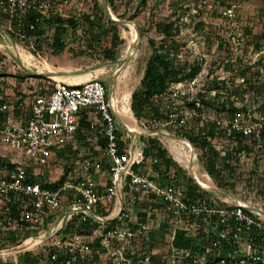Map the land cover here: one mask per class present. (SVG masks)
Here are the masks:
<instances>
[{
    "label": "built area",
    "instance_id": "obj_1",
    "mask_svg": "<svg viewBox=\"0 0 264 264\" xmlns=\"http://www.w3.org/2000/svg\"><path fill=\"white\" fill-rule=\"evenodd\" d=\"M51 7L47 0H0V12L10 22L7 34L25 42L22 19L34 11L38 14L36 21L43 22ZM221 11L224 18L235 21L234 5ZM35 25L30 23L29 27ZM255 71L259 75L264 72L261 66ZM238 79L247 83L245 77ZM54 81L48 92L35 97L27 118H0V143L9 152L0 153V232H30L20 243L0 247V261L12 257L11 264H18L19 254L49 246L46 264H82L94 254L91 242L81 238L89 230H99L112 245L140 236L142 222L134 209L145 202L149 206L161 204L168 217L182 224L174 229L173 239L177 230L183 229L197 244L196 248L179 250L173 242L168 260L158 264H264V194L255 188L263 186L264 181L254 180L251 173L255 168L251 156L264 145V77L253 80V88L240 87L231 100L223 101L222 113L210 126L214 135H206L211 146L225 157L226 166L245 172L242 187L234 192L221 190L209 172L203 174L204 182L192 168L193 181L203 191L197 196H190L176 183L158 182L154 173L150 176L144 170V145L137 146L141 134L122 124L116 99L100 78ZM192 81L196 83L197 78ZM219 93L221 90H215L213 98ZM232 101L234 110L229 106ZM194 103L192 110L174 105L170 122L185 125L197 114L205 123L207 115L199 111L202 99ZM6 111V104L0 103V112ZM82 119L88 127L80 129ZM154 123L159 125L161 121L154 119ZM79 134L85 138L79 139ZM69 144H83L81 153L88 149L100 155L82 156L52 187L43 179L45 168L61 164L64 157L58 156V151ZM190 144L194 151L195 146ZM195 157L199 159L197 153ZM106 169V181H97L95 175ZM149 170L154 172V167ZM235 178L225 182L231 185ZM125 220L126 226L121 224ZM114 221L118 222L111 225ZM85 222L94 228H82ZM66 227L72 228L74 236L60 242ZM139 261L146 264L144 259Z\"/></svg>",
    "mask_w": 264,
    "mask_h": 264
},
{
    "label": "rangeland",
    "instance_id": "obj_2",
    "mask_svg": "<svg viewBox=\"0 0 264 264\" xmlns=\"http://www.w3.org/2000/svg\"><path fill=\"white\" fill-rule=\"evenodd\" d=\"M47 1L53 6L48 9V16L53 14L65 19L81 18L84 13L93 16L96 13L102 14V9H105L106 13L103 12V15L110 17L104 0ZM113 1L114 8L106 0L112 14L120 20L135 23L140 31L139 40L134 46L136 53L127 61V50L132 44L128 23L113 20L118 42L116 46H113L116 55L111 60L104 55L100 45L95 44V47H89L86 31L90 25L85 21L81 20V26L76 31L69 30L61 36L59 34L66 45L62 51H55L50 41H47L48 38L52 39L58 35L54 26H48L45 23V40L43 39L38 45L35 41L26 43L18 37L13 36L15 37L13 38L7 34L10 22L0 12V88L4 93L6 115L15 121L23 120L30 115L35 97L48 92L54 86L55 79L51 77L49 67L57 71L64 79L76 76L81 81H85L91 77H98L107 84L109 92L116 99L122 124H126L134 133L141 134L137 141L138 147L145 145L142 136L160 138L169 154L188 172L186 176L192 177L193 168L197 176L207 182L203 176L208 173L203 158L206 150L194 145V151H192L191 146L186 143V140L192 143L187 133L198 132L201 129L207 133L212 126V120L222 113L223 108L219 110L218 104L231 100L232 96L238 94L240 87L249 88L250 84L240 83L238 79L240 71L246 76L247 81L248 79L252 81L251 85L253 80L258 81L264 77V72L263 76L253 74L260 66L264 70V0H147L146 4L143 0ZM228 5L235 6L236 22L227 20L222 15V8ZM162 22L171 23L169 28L171 35L168 37L160 31ZM232 36H236L235 41ZM111 39L112 32L105 41L108 47L111 46ZM152 39L157 41L166 39L169 48L176 43L178 46L176 63L187 65L188 69L190 65L198 63L201 64V70L193 78H186L170 85L167 93L159 98L160 106L157 108L161 110V117L149 113L138 118L132 110V113L124 110L123 97L126 92L130 93L131 106L132 94L140 89L154 50L151 46ZM260 61L262 63L258 64ZM195 78L197 82L191 84ZM216 84H226L227 86L222 89L227 95L222 96L219 93L221 96L216 95L214 99L213 95L217 89L209 91L208 88ZM230 93L231 95L228 96ZM206 95L208 97L204 99L210 100L211 104L216 106H206L202 103L207 115L205 123H201V118L197 114L189 117L185 125L170 122L169 113L174 105L192 110L193 102L203 99ZM154 119L160 120L161 123L156 125ZM118 124L122 125L120 122ZM202 134L205 133L202 132ZM128 140L126 143H129ZM0 153L9 154L1 143ZM195 153L199 156L198 160ZM251 157L255 165L251 172L252 178L264 181V145L258 147L255 155ZM78 159L79 156L76 158L70 151H65L61 164H52L49 168H45L43 179L55 186L62 181L64 170L75 165ZM150 166H145L144 170H148L151 176L154 172L149 170ZM233 173L237 175L234 176ZM108 174L109 169L102 171L99 180L105 182ZM244 176L245 172L231 171L229 180L236 177V183L233 182L231 185L223 181L218 182L212 176L211 178L218 182L217 187L221 190L234 192L237 187H242L241 180L245 178ZM177 177L180 180V176ZM255 188L260 190L264 187ZM127 196L133 197L129 192ZM140 206L134 211H138L139 220L142 222V232L134 240L123 241V243L114 242L112 245V241L104 238L99 230L96 232L89 230L81 236L82 239L90 241L94 249L93 257L90 260H84L85 263L143 264L139 260L145 261L146 257L148 259L145 261L146 264H158L162 260H168L174 242L173 231L182 224L168 217L161 204L149 206L142 202ZM121 224L126 226L127 221ZM71 229V227L63 229L60 242L74 236L71 235L73 232ZM29 235V231L11 234L0 232V247H11ZM48 250L49 246H41L27 252L43 257ZM23 254H19L18 257L20 258ZM129 256L133 257L129 259ZM123 258L128 260L122 261ZM13 260L12 257H8L0 262L11 264Z\"/></svg>",
    "mask_w": 264,
    "mask_h": 264
},
{
    "label": "trees",
    "instance_id": "obj_3",
    "mask_svg": "<svg viewBox=\"0 0 264 264\" xmlns=\"http://www.w3.org/2000/svg\"><path fill=\"white\" fill-rule=\"evenodd\" d=\"M108 2L110 3L111 7L114 8V1L108 0ZM143 2L144 4H146L147 0H143ZM103 12L106 13V10L102 9V14L96 13L92 16L91 14L84 13L81 18L70 19H65L60 15L55 16L51 14L49 17L44 18L43 22H37L36 19L38 17V14L34 11H29L27 15H25V17L22 19L23 26L21 27V30H24V33L26 35V43H30L29 41H35L38 45L43 39L45 40V23H47L48 26H54L57 29L58 35L54 36V38L52 39L48 38L47 41H50L55 51H62L65 48L66 44L62 42V38L60 36L65 34L69 30L76 31L77 29H79L82 20L90 25V28H88V31H86L88 34V36H86V41L88 42L89 47H95V44L100 45L103 48L104 55L108 59L113 60L116 55V50L113 48V46H116L118 42V35L113 26L114 21L108 15L104 16ZM16 23L17 21L15 20L14 24L16 25ZM30 23H36L33 29L29 27ZM170 25L171 23L162 22L160 26V31L163 32V35H166L167 37L171 35L169 30ZM111 32V46L108 47V45L105 44V41L107 36ZM151 46L154 50L142 78L141 87L140 89L134 91V93L132 94L131 110L138 118L149 115V113H153V115L156 117H161V110L157 108V106H160L159 98L167 93L170 85L175 82H181L186 78H193L201 70V64L198 63L190 65L189 69L187 65H180L176 63V54H178V46L176 43H174L171 48H169L166 39L161 41L152 39ZM261 63V61L260 63L258 62V64ZM233 65L235 66V64ZM240 73L241 77L246 78L242 71H240ZM253 74L256 76L257 74L259 75V72L255 71V73ZM100 80L104 83L107 92L109 93V87L107 86V84L102 79ZM247 83L250 84V88L254 87L253 85H251V80L248 79ZM226 86V84H216L214 87H209L208 90L211 91L215 88L222 91V88H225ZM258 89L262 91L263 87L262 90L261 88ZM224 93L225 91L223 90V93H221L222 96L225 95ZM221 94H218V96L220 97ZM3 95V90H1L0 88L1 104L5 103V98ZM228 95H231V93ZM202 103L206 106H216L211 104L212 102L210 100L204 98L202 99ZM218 105L217 106L219 110L224 106L223 103ZM193 106H195L194 102L192 104V107ZM229 106L231 110L235 109L233 101L229 103ZM199 111H203V107L199 109ZM5 117L6 113L0 112V118L2 120H5ZM86 127H88V123L85 119H82L80 122V129ZM202 132H204L205 134H202ZM187 134L193 145L201 146L206 150L203 158L207 171L218 182H225V180H227L229 176H231V171H233V169L226 166L225 157H222L208 141L206 135L213 136L214 132L212 131V129L209 128L207 133L203 131V129H201V131H190ZM78 138L83 139L85 137L79 134ZM142 138L144 139L143 142L145 143L143 148L145 161L142 165L144 167L147 165H151L152 167H154V178L158 182L176 183L178 185H181L184 187V189H186L187 194H189L190 196H197L198 194H202L203 191H199V187L193 181V178L188 175L186 176L188 172H186L184 168L169 154L168 149L158 138H145L144 136H142ZM84 145H86V142H84ZM83 148V144H79L77 147H74L73 144H69L64 149L58 151V156L64 157L65 151H70L76 158H78V156L79 158H81L82 156L93 158L94 156L98 157L100 155L99 153L92 152L88 149L83 150L81 153V150ZM137 167L138 166H136V168ZM173 170L174 172H172ZM101 174L102 172L100 171L95 175L97 181H100L99 178ZM177 176H180V180L177 179ZM262 187H264V184ZM259 192L261 194H264V188L260 189ZM117 222L118 221H114L113 223H111V225H115ZM82 226V228L89 229L94 225L90 224L89 222H85ZM174 245L179 250L197 247L196 241L193 239V236L187 234L183 229L177 230L174 239ZM22 256L18 258V264H46L47 262V255H44L42 257L30 252H26ZM0 264L2 263L0 262ZM82 264L87 263L83 262Z\"/></svg>",
    "mask_w": 264,
    "mask_h": 264
},
{
    "label": "bare ground",
    "instance_id": "obj_4",
    "mask_svg": "<svg viewBox=\"0 0 264 264\" xmlns=\"http://www.w3.org/2000/svg\"><path fill=\"white\" fill-rule=\"evenodd\" d=\"M128 28H129V33L131 34L132 44L135 42V45H136V43L138 42L139 38H138V31H137L135 25L133 24V22L128 23ZM131 51H132V55L136 53L135 49H133ZM48 71L51 72L50 75L53 78H55V79H61L62 78V76H60V74L57 71H55L54 69H52L51 67H49ZM123 100H124V104H123L124 110L127 111V112L132 113L131 112V108H130V93L129 92L125 93V95L123 97ZM186 142L189 145H191L188 140H186Z\"/></svg>",
    "mask_w": 264,
    "mask_h": 264
},
{
    "label": "water",
    "instance_id": "obj_5",
    "mask_svg": "<svg viewBox=\"0 0 264 264\" xmlns=\"http://www.w3.org/2000/svg\"><path fill=\"white\" fill-rule=\"evenodd\" d=\"M104 4H105V6H106V8H107V11H108V13H109V15H110V17H111V19L112 20H115V21H118V22H121V23H130V21H127V20H120V19H118L117 17H114V14H112V12L110 11V9H109V7H108V5H107V2H106V0H104ZM134 25H135V27H136V29H137V31H138V38L140 37V31H139V28H138V26L135 24V23H133ZM134 46H135V42L128 48V50H127V54H126V61L130 58V56L132 55V51L131 50H133L134 49ZM50 74H51V72H50Z\"/></svg>",
    "mask_w": 264,
    "mask_h": 264
},
{
    "label": "crops",
    "instance_id": "obj_6",
    "mask_svg": "<svg viewBox=\"0 0 264 264\" xmlns=\"http://www.w3.org/2000/svg\"><path fill=\"white\" fill-rule=\"evenodd\" d=\"M64 79V78H62ZM90 79V78H89ZM64 80H68V81H71V82H81V79L79 77H76V76H73V77H69L67 79H64ZM80 80V81H79Z\"/></svg>",
    "mask_w": 264,
    "mask_h": 264
},
{
    "label": "clouds",
    "instance_id": "obj_7",
    "mask_svg": "<svg viewBox=\"0 0 264 264\" xmlns=\"http://www.w3.org/2000/svg\"><path fill=\"white\" fill-rule=\"evenodd\" d=\"M130 108H131V106H130Z\"/></svg>",
    "mask_w": 264,
    "mask_h": 264
}]
</instances>
